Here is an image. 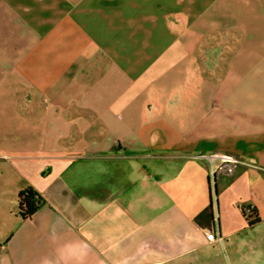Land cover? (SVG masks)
I'll list each match as a JSON object with an SVG mask.
<instances>
[{"label":"crops","instance_id":"obj_1","mask_svg":"<svg viewBox=\"0 0 264 264\" xmlns=\"http://www.w3.org/2000/svg\"><path fill=\"white\" fill-rule=\"evenodd\" d=\"M236 13L0 0V264H264V39Z\"/></svg>","mask_w":264,"mask_h":264},{"label":"rangeland","instance_id":"obj_2","mask_svg":"<svg viewBox=\"0 0 264 264\" xmlns=\"http://www.w3.org/2000/svg\"><path fill=\"white\" fill-rule=\"evenodd\" d=\"M214 0H201V5L203 8H207L208 5L213 2ZM227 2L236 9L237 16L239 20H241L242 24L240 27L235 28L233 32L237 36L240 37H247V38H253L255 42H261L264 39V3L263 2H257V0H227ZM251 4L254 7L253 13H248L249 18L246 19L244 11H242L241 7H246L247 5ZM245 9V8H244ZM251 9V8H250ZM159 15H162V13H158ZM252 17V18H251ZM164 23V20L160 22V28L159 30H163L164 27L162 24ZM210 35H213L211 33ZM228 45L223 44L219 51L226 52ZM208 45H206L205 50H208ZM255 47H258L257 50H255L258 53H263L264 48L263 45L260 43L255 44ZM211 50V49H210ZM212 62V61H211Z\"/></svg>","mask_w":264,"mask_h":264},{"label":"trees","instance_id":"obj_3","mask_svg":"<svg viewBox=\"0 0 264 264\" xmlns=\"http://www.w3.org/2000/svg\"><path fill=\"white\" fill-rule=\"evenodd\" d=\"M44 204V197L32 187H28L20 193L19 212L23 217L31 218ZM250 216H254L253 222L259 220L254 211Z\"/></svg>","mask_w":264,"mask_h":264},{"label":"built area","instance_id":"obj_4","mask_svg":"<svg viewBox=\"0 0 264 264\" xmlns=\"http://www.w3.org/2000/svg\"><path fill=\"white\" fill-rule=\"evenodd\" d=\"M205 158H208L212 165V173L215 174H224V175H233L235 170L237 169L240 162L237 159L231 158V157H220V161L217 165L214 166L213 161L217 158L215 155L210 156H204ZM247 213L252 215V210L248 209ZM209 240H215V233L211 232L208 234Z\"/></svg>","mask_w":264,"mask_h":264}]
</instances>
